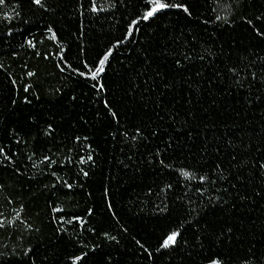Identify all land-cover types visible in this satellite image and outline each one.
Segmentation results:
<instances>
[{
  "label": "trees",
  "instance_id": "obj_1",
  "mask_svg": "<svg viewBox=\"0 0 264 264\" xmlns=\"http://www.w3.org/2000/svg\"><path fill=\"white\" fill-rule=\"evenodd\" d=\"M42 2L0 4V264H264V0Z\"/></svg>",
  "mask_w": 264,
  "mask_h": 264
},
{
  "label": "snow or ice",
  "instance_id": "obj_2",
  "mask_svg": "<svg viewBox=\"0 0 264 264\" xmlns=\"http://www.w3.org/2000/svg\"><path fill=\"white\" fill-rule=\"evenodd\" d=\"M31 2L40 7H44L42 0H31ZM4 3H5V0H0V4H4ZM143 3H144V8H143L142 14L140 15L138 19L131 20V22L127 25L126 36L130 37L131 35H133L134 32L138 30V26L141 21H149L150 19H155L158 17L159 14H165L166 10L180 9L184 13L190 14L189 7L186 3L183 2V0H179V2H175V0H143ZM92 10L93 11L97 10L95 0H93V3H92ZM217 19H219V17H217ZM247 22L249 24H252V20H248ZM47 30L48 32H52L51 28H48ZM257 32H258V35L264 36V32H260L259 29H257ZM52 38L56 39V35L54 32H52ZM121 42H122L121 40L116 41L117 45H119ZM28 43L34 47V45L32 44V41H29ZM112 53H113V49L111 48H109L106 52H104L103 55L99 57L98 62L94 66V70L92 67L87 65V63L85 62L84 67L88 68V73L80 72L79 74L81 76L90 74L93 80L98 79L100 75L105 72V64L109 60V57L112 55ZM28 75L31 76L33 75V73L29 72ZM99 88L101 90H104V84L103 83L99 84ZM105 104L107 106V102H105ZM113 115H115V113H113ZM0 152H3V149H0ZM185 175H187V173H185ZM201 179L203 180L205 178L201 177ZM69 187H71V185H69ZM3 226H4L3 221H0V227H3ZM178 235H179V232L175 230L168 232L163 237L160 247L168 248L174 245L176 243V239ZM79 260H81V257L79 256L75 257L74 264H75V261H79ZM209 264H221V261L218 259H212L209 261Z\"/></svg>",
  "mask_w": 264,
  "mask_h": 264
},
{
  "label": "rangeland",
  "instance_id": "obj_3",
  "mask_svg": "<svg viewBox=\"0 0 264 264\" xmlns=\"http://www.w3.org/2000/svg\"><path fill=\"white\" fill-rule=\"evenodd\" d=\"M0 221H3V222H4L5 220H4V219H2V218L0 217Z\"/></svg>",
  "mask_w": 264,
  "mask_h": 264
}]
</instances>
